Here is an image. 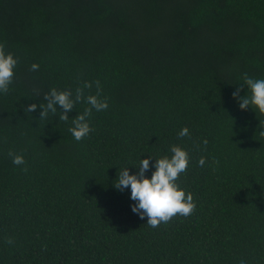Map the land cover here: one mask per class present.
Listing matches in <instances>:
<instances>
[{"label": "trees", "instance_id": "16d2710c", "mask_svg": "<svg viewBox=\"0 0 264 264\" xmlns=\"http://www.w3.org/2000/svg\"><path fill=\"white\" fill-rule=\"evenodd\" d=\"M0 45L18 60L0 94V264H264V114L232 95L264 79V0H0ZM53 88L83 90L68 120L40 118ZM89 95L108 108L76 141ZM174 145L195 212L152 228L114 184Z\"/></svg>", "mask_w": 264, "mask_h": 264}, {"label": "clouds", "instance_id": "9594fccd", "mask_svg": "<svg viewBox=\"0 0 264 264\" xmlns=\"http://www.w3.org/2000/svg\"><path fill=\"white\" fill-rule=\"evenodd\" d=\"M17 63L18 60L14 55L5 52L3 45H0V94L8 92L9 86L13 82ZM31 68L36 71L39 65L33 64ZM244 85L247 87V92L250 91V96L246 93L241 97L242 89L240 88H237L232 94L233 98H239L240 109L245 110L249 107L253 109L254 106L256 113L258 111L264 114V79L247 78ZM86 87H91V85L88 84ZM97 87L99 88L98 82ZM82 99H85L82 89H77L75 98H73L72 92L57 91L53 88L45 96L46 106L39 105V108L42 109L40 118L47 117L49 111L55 114L59 110L62 113L60 119L68 120V113ZM86 102L91 105V108L74 117L72 120L74 126L69 129L76 141L82 140L92 131L87 119L92 109L99 112L108 108L107 101L99 100L95 95L87 96ZM37 107V104H31L25 111L33 112ZM188 131L185 127L181 129L179 135L185 137ZM170 151L172 153L170 157L165 155L162 158H156L149 155L147 158H140L139 164L133 165L138 171L131 174L130 167H126L122 171L119 170L117 183L114 184L118 191H130L129 199L133 201L132 212L141 219L147 217V224L152 228L158 227L161 223L169 224L177 219L187 221L195 212L191 198H186L182 193H178L177 188L178 179L186 174L188 157L179 146H172ZM9 155L12 157L13 164L19 166L25 163L23 155L11 152ZM153 159L154 163H152ZM198 167L203 169L204 164L201 163ZM152 168L155 170L149 178L146 174ZM241 264L244 262L241 261Z\"/></svg>", "mask_w": 264, "mask_h": 264}]
</instances>
